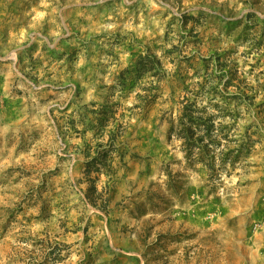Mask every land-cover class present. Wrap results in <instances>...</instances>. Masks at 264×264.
<instances>
[{"label":"rangeland","instance_id":"rangeland-1","mask_svg":"<svg viewBox=\"0 0 264 264\" xmlns=\"http://www.w3.org/2000/svg\"><path fill=\"white\" fill-rule=\"evenodd\" d=\"M0 264H264V0H0Z\"/></svg>","mask_w":264,"mask_h":264},{"label":"trees","instance_id":"trees-1","mask_svg":"<svg viewBox=\"0 0 264 264\" xmlns=\"http://www.w3.org/2000/svg\"><path fill=\"white\" fill-rule=\"evenodd\" d=\"M187 139H189V137Z\"/></svg>","mask_w":264,"mask_h":264}]
</instances>
